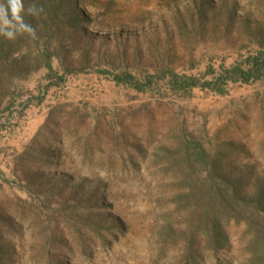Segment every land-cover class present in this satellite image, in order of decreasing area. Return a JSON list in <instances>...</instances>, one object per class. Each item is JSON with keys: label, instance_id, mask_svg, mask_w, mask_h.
<instances>
[{"label": "rangeland", "instance_id": "rangeland-1", "mask_svg": "<svg viewBox=\"0 0 264 264\" xmlns=\"http://www.w3.org/2000/svg\"><path fill=\"white\" fill-rule=\"evenodd\" d=\"M0 4L7 7V0ZM30 5L37 14L23 21L35 35H0V92L18 93L13 109L31 102L0 125L20 127L42 115L19 153L8 152L1 145L8 133L0 134L4 264H179V246L162 247L160 238L166 213H173L174 229L184 227L175 210L178 190L153 163L152 153L162 142L173 145L183 127L211 151L233 142L243 152V166L263 170L264 80L229 82L220 94L198 87L175 91L165 77L140 92L116 84L113 75L128 72L144 80L166 69L212 80L208 65L219 72L221 65L264 51V0H33ZM46 53L64 83H50ZM9 104L7 98L1 106L5 115ZM93 222L106 244L92 235ZM244 229L227 226L232 245L220 257L240 264Z\"/></svg>", "mask_w": 264, "mask_h": 264}, {"label": "trees", "instance_id": "trees-1", "mask_svg": "<svg viewBox=\"0 0 264 264\" xmlns=\"http://www.w3.org/2000/svg\"><path fill=\"white\" fill-rule=\"evenodd\" d=\"M66 1L72 4L75 0ZM27 2L22 18L30 21L34 17L28 12V8L33 0H26ZM10 53L7 52V57ZM45 66L51 84L65 82V76H59L54 71L52 57L48 53L45 54ZM206 74H213L214 78L202 80L193 75L179 76L171 70L163 69L157 74L148 75L144 80H138L128 72L113 75V80L118 85H127L145 92L156 81L168 77L169 84L175 91L198 87L221 94L229 82L249 84L264 80V51L259 50L230 67L221 65L219 72L208 65ZM46 90L44 88L43 95L37 98L38 102L42 100ZM7 98L10 104L5 108L8 111V115H5L1 106ZM18 99L16 91L0 92V120L9 119L14 112L22 113L31 103L29 100L21 102V109H13L18 105ZM17 127L19 125H0V134L4 130L9 133ZM174 137L173 145L162 142L152 153L153 163L175 181L178 190L174 197L175 210L184 221V227L174 229L173 213L172 216L170 213L164 214L166 225L160 231L162 247L179 246V264H205L207 259L211 264H233L230 259L220 257V253L231 247L227 226L235 223L245 227L242 236L243 260L240 264H264V169L259 171L254 165L243 166V152L233 142L221 143L211 151L205 147L201 138L186 128L181 127ZM143 153L140 151L141 155ZM93 226L92 235L106 244V239L97 234L99 224L93 222ZM118 229L122 232L125 228L119 225ZM107 232L110 237L115 236L114 227ZM92 235L83 243L85 252L87 242H92ZM5 255L6 252L0 248V264H4Z\"/></svg>", "mask_w": 264, "mask_h": 264}, {"label": "clouds", "instance_id": "clouds-1", "mask_svg": "<svg viewBox=\"0 0 264 264\" xmlns=\"http://www.w3.org/2000/svg\"><path fill=\"white\" fill-rule=\"evenodd\" d=\"M24 10L22 0H7V7L0 4V35L14 39L16 34L27 32L35 35L30 25L24 23L21 12ZM30 14H37L35 5L28 8Z\"/></svg>", "mask_w": 264, "mask_h": 264}, {"label": "crops", "instance_id": "crops-1", "mask_svg": "<svg viewBox=\"0 0 264 264\" xmlns=\"http://www.w3.org/2000/svg\"><path fill=\"white\" fill-rule=\"evenodd\" d=\"M42 124V115H37L28 120L23 126L15 128L2 139V146L8 149V152L19 153L28 144L34 133ZM3 155V154H2ZM0 154V158L2 157Z\"/></svg>", "mask_w": 264, "mask_h": 264}]
</instances>
